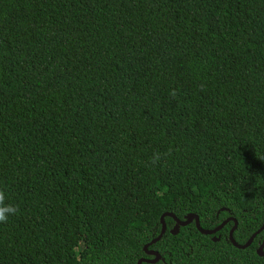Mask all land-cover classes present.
Returning a JSON list of instances; mask_svg holds the SVG:
<instances>
[{
	"label": "trees",
	"instance_id": "16d2710c",
	"mask_svg": "<svg viewBox=\"0 0 264 264\" xmlns=\"http://www.w3.org/2000/svg\"><path fill=\"white\" fill-rule=\"evenodd\" d=\"M0 190L19 209L0 264L152 260L167 212L232 217L246 243L264 223V0H0ZM164 220L142 264H264V229L238 248L233 220Z\"/></svg>",
	"mask_w": 264,
	"mask_h": 264
},
{
	"label": "water",
	"instance_id": "95a60500",
	"mask_svg": "<svg viewBox=\"0 0 264 264\" xmlns=\"http://www.w3.org/2000/svg\"><path fill=\"white\" fill-rule=\"evenodd\" d=\"M171 216L174 218V220L176 221V224L173 226V228L170 230V232L172 234H176L179 230V227L180 226H184L188 223H191V222H194L195 223V226L196 228L203 234H213L217 231H219L229 220H233L234 221V225H233V228L229 231V240L231 241V243L235 246V247H238V248H245L247 247L254 239V237L264 229V223L262 224V226L257 229L250 237L249 239L246 241V243L244 244H239L237 243L234 238H233V235H232V232L234 230V228L236 227L237 225V221L234 220L232 217H229L227 218L226 220L222 221L217 227H215L214 229H203L201 226H200V223H199V217L196 215V214H190L186 217V219L184 220H180L179 218H177L174 214L172 213H164L162 216H161V229H160V232L158 233V235L156 237H154L153 239L150 240L149 243H147L145 246H144V249H145V252L147 254H150V255H154V259L152 260H145L143 258L139 259L137 264H142L143 261H149V262H155L156 260H158L160 258V254L157 252V251H153V250H147V246L150 245V244H153L155 243L156 241H158L162 235L165 233L166 231V223H165V220H164V216ZM214 240H216V238H213ZM257 253L260 255V256H263L264 255V239L262 241V243L260 244V246L258 247L257 249Z\"/></svg>",
	"mask_w": 264,
	"mask_h": 264
},
{
	"label": "clouds",
	"instance_id": "9594fccd",
	"mask_svg": "<svg viewBox=\"0 0 264 264\" xmlns=\"http://www.w3.org/2000/svg\"><path fill=\"white\" fill-rule=\"evenodd\" d=\"M158 159L159 154H155L153 163H155ZM5 199V192L3 190H0V223H6L9 215L16 214L19 210L18 207L5 203Z\"/></svg>",
	"mask_w": 264,
	"mask_h": 264
}]
</instances>
